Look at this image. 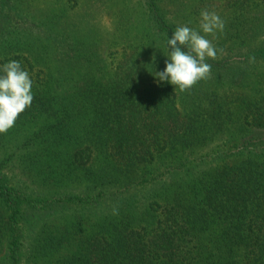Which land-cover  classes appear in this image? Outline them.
Masks as SVG:
<instances>
[{
	"label": "trees",
	"instance_id": "obj_1",
	"mask_svg": "<svg viewBox=\"0 0 264 264\" xmlns=\"http://www.w3.org/2000/svg\"><path fill=\"white\" fill-rule=\"evenodd\" d=\"M6 2L0 66L19 61L34 99L0 144L17 139L44 183L84 186L48 197L12 183L0 159V264H264V0H93L107 6L108 43L51 36L49 75L35 24ZM205 8L225 21L207 36L224 53L206 59L209 79L181 92L155 72L176 27L199 31ZM13 20L23 27L1 32ZM197 150L221 162L197 170ZM67 203L106 211L26 237L29 216Z\"/></svg>",
	"mask_w": 264,
	"mask_h": 264
},
{
	"label": "rangeland",
	"instance_id": "obj_2",
	"mask_svg": "<svg viewBox=\"0 0 264 264\" xmlns=\"http://www.w3.org/2000/svg\"><path fill=\"white\" fill-rule=\"evenodd\" d=\"M1 3L2 0H0V6ZM118 4L119 2L117 5ZM5 5L6 8L9 9V12L13 13V16L15 13L13 9L15 8L18 14L22 13L21 15H23V17L25 16L27 19L31 20L32 24H35L34 30L37 31L36 34L38 39L33 46L35 57L40 60V66L47 71L48 75L50 69L54 70L57 66L54 57L56 46L52 42L51 36L57 34L67 40H73L74 43H76L78 35L79 37L102 40L104 43H108L107 39L109 38L111 27L108 20L109 16L106 12L107 6L105 5L104 9L101 11L97 10L98 7L93 4V0H7ZM193 17L198 19L196 14L193 15ZM198 21L200 22V20ZM18 23L21 24L22 21L13 20L7 22L1 32L15 28V30H17V27L22 28L23 24L20 26ZM195 24L199 25L197 21ZM25 37L28 38V35ZM42 56L43 59L41 60ZM112 60L113 56L110 54L107 58V62L112 63ZM48 75L46 77H48ZM72 75L77 76V73H72ZM16 141L17 139L12 138L9 145L2 147L3 145L0 144V159H7L2 171L10 176L11 182L16 186L22 188L27 187L29 190L36 191L39 194H49L48 197L50 193H77V191L83 189L84 182L78 185L77 180H71L62 186L53 183L50 185L44 183V181L39 178L38 174L34 170H31V167L22 158L23 153L16 150ZM18 151L19 153H17ZM203 153H205V151L197 150L191 157L200 159L199 156ZM200 160L201 161L196 162L195 169L197 170L212 168L221 162L219 160ZM43 199H47V196ZM105 211L106 209L104 206L84 210L78 208L77 210V205L67 203L63 207L55 208L54 211L49 212V214L42 215L40 218L29 216L25 224L26 237L33 238L39 226L67 223L68 221L74 220L77 217V213L84 212L85 218L91 217L87 221L88 224L91 225L90 221L96 220L101 213ZM30 241L31 240H28L27 243H30ZM26 251L27 253H31L30 248ZM42 261L40 260L39 263H34L25 258L24 264H40Z\"/></svg>",
	"mask_w": 264,
	"mask_h": 264
},
{
	"label": "clouds",
	"instance_id": "obj_3",
	"mask_svg": "<svg viewBox=\"0 0 264 264\" xmlns=\"http://www.w3.org/2000/svg\"><path fill=\"white\" fill-rule=\"evenodd\" d=\"M225 21L215 12L202 9L200 12L199 31L188 25L176 27L171 38L167 39L168 54L163 71L155 72L159 81H166L179 88L181 92L190 90L201 80L211 75V64L207 58L216 59L224 53L217 48L208 35L223 32ZM203 33V34H201ZM155 59V57H153ZM255 62V57H250ZM0 134L12 128L21 113L31 106L34 96L33 82L28 71L16 60L0 66ZM118 215V209L113 208Z\"/></svg>",
	"mask_w": 264,
	"mask_h": 264
}]
</instances>
